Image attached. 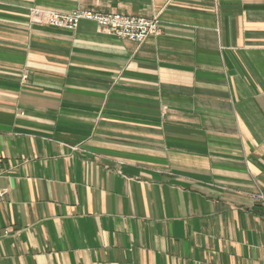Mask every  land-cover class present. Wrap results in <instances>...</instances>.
Segmentation results:
<instances>
[{"label": "crops", "instance_id": "0c3cea01", "mask_svg": "<svg viewBox=\"0 0 264 264\" xmlns=\"http://www.w3.org/2000/svg\"><path fill=\"white\" fill-rule=\"evenodd\" d=\"M0 159V264H264V0H0Z\"/></svg>", "mask_w": 264, "mask_h": 264}, {"label": "built area", "instance_id": "2783aa9c", "mask_svg": "<svg viewBox=\"0 0 264 264\" xmlns=\"http://www.w3.org/2000/svg\"><path fill=\"white\" fill-rule=\"evenodd\" d=\"M30 22L37 25H47L55 28L74 30L83 20H89L96 24L97 30L103 34L118 38L129 39L134 42H143L150 35L159 33L158 22L142 16H133L121 13H99L92 10L76 9L68 13L48 11L32 8L29 12ZM25 75L22 79H25ZM2 160L0 159V175L3 173ZM6 189H0V197H3ZM264 203V196L258 193L254 196Z\"/></svg>", "mask_w": 264, "mask_h": 264}, {"label": "rangeland", "instance_id": "374dc122", "mask_svg": "<svg viewBox=\"0 0 264 264\" xmlns=\"http://www.w3.org/2000/svg\"><path fill=\"white\" fill-rule=\"evenodd\" d=\"M264 204V203H263Z\"/></svg>", "mask_w": 264, "mask_h": 264}]
</instances>
